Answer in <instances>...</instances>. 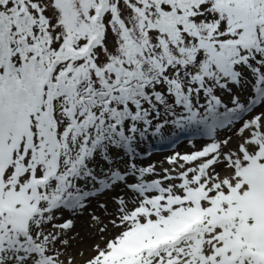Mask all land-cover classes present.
Masks as SVG:
<instances>
[{"label":"snow or ice","instance_id":"snow-or-ice-1","mask_svg":"<svg viewBox=\"0 0 264 264\" xmlns=\"http://www.w3.org/2000/svg\"><path fill=\"white\" fill-rule=\"evenodd\" d=\"M121 185L84 264H264V0H0V264H73Z\"/></svg>","mask_w":264,"mask_h":264},{"label":"rangeland","instance_id":"rangeland-1","mask_svg":"<svg viewBox=\"0 0 264 264\" xmlns=\"http://www.w3.org/2000/svg\"><path fill=\"white\" fill-rule=\"evenodd\" d=\"M230 133H222V135H228ZM190 141L195 142V147L192 146ZM205 143V139L199 137L196 134H182L178 137L174 143L167 145L165 148L151 147L147 145L148 151L152 154L144 157L139 163L143 166L155 165L158 173L163 172V169L170 168L167 163V158L172 156L174 152L178 153H191L197 149H200ZM153 177H149L152 179ZM123 195L125 198L131 194L121 185L116 188L115 191L106 192L99 197L92 199L88 202V206L82 213L72 214L69 211L62 213L63 219L57 220L56 223H63L64 220H72L74 227L68 233L71 237L70 246L67 249L66 255L74 258L73 264H84V262L91 257L94 253L92 251L93 246L96 244H103L99 229L103 225L107 226L108 231L104 234V238L115 235L119 229H114L109 222L112 215L116 212V204L114 203V197ZM107 205V210L101 208L100 205ZM93 216L98 217L101 223H96L93 220ZM82 253V255H80Z\"/></svg>","mask_w":264,"mask_h":264},{"label":"trees","instance_id":"trees-1","mask_svg":"<svg viewBox=\"0 0 264 264\" xmlns=\"http://www.w3.org/2000/svg\"><path fill=\"white\" fill-rule=\"evenodd\" d=\"M182 135V134H180ZM179 135V137H180ZM151 147H158V148H165L167 147V145L171 144L170 142L168 141H160V140H155L153 141L152 143H149Z\"/></svg>","mask_w":264,"mask_h":264}]
</instances>
